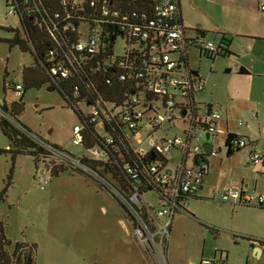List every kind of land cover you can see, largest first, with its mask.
I'll return each instance as SVG.
<instances>
[{"label":"built area","instance_id":"2783aa9c","mask_svg":"<svg viewBox=\"0 0 264 264\" xmlns=\"http://www.w3.org/2000/svg\"><path fill=\"white\" fill-rule=\"evenodd\" d=\"M110 1L6 0L8 15L19 19L23 38L28 36L30 17L44 25L55 41L50 54L67 52L66 62L55 63L50 72L56 78L74 77L75 98L68 99L78 116L72 127L75 150L44 140L10 107L0 106V116L27 139L28 151L42 163L34 179L38 187L50 185L55 170H72L94 180L122 204L134 236L145 250L159 264H169L172 221L179 212L189 213V199L198 196L210 158L220 156L223 147L226 154L246 149L250 163L264 167V127L252 136L239 132L240 126L247 125L243 119L234 130L221 128L223 113L198 103L196 95L205 83L187 66V48L194 46L206 56L216 57L222 53V44L201 34L189 37L177 0H151L153 15L146 22L144 12L123 11ZM107 24L120 31L116 50L121 42V52L100 64L93 58L109 45L112 36L101 33ZM28 43L34 51L32 41ZM103 68L109 75L106 83L112 85L114 79L128 83L121 100H105L94 92L92 81H84L88 73ZM80 87L87 88V97L80 96ZM13 91L20 99L24 85L16 83ZM252 113L258 114L256 110ZM91 126L95 134L88 139L84 130ZM217 135H224V140L215 147L211 140ZM148 193H153L152 201L146 199ZM218 200L264 207V191L226 183ZM197 264L230 263L220 254Z\"/></svg>","mask_w":264,"mask_h":264},{"label":"rangeland","instance_id":"374dc122","mask_svg":"<svg viewBox=\"0 0 264 264\" xmlns=\"http://www.w3.org/2000/svg\"><path fill=\"white\" fill-rule=\"evenodd\" d=\"M181 3L186 25L196 27L192 20L206 24V0H181ZM16 34L23 39L19 19L8 15L6 0H0V103L5 99L7 102L18 99L14 95V85L24 84L23 69L26 66H36L33 52L8 41ZM121 44L118 43L116 52H121ZM189 55L191 65L201 71L206 81L205 89L196 95L198 103H212L220 113L231 108L235 114L230 120L231 125L236 119H248V125L239 130L242 134H255L264 127V86L259 81L229 75L222 70L225 62L215 65L212 57L199 58L196 50H191ZM48 88L47 83L26 88L21 120L44 140L75 150L72 127L78 123V116L56 89ZM253 110L258 112V119ZM226 118L220 120L223 126L219 124V127L226 129ZM223 140L224 135H217L211 142L217 147ZM27 146L21 139L17 144L13 143L0 123V191L7 187L5 199L0 203V218L5 234L12 242L10 252L19 242L33 246L35 264H139L138 253L125 258V239L122 237L125 230L118 218L121 214L125 220L127 217L114 197L101 185L98 184L103 190L91 179L72 170L61 171L50 185L41 189L34 179L42 163L25 151ZM247 159L246 149L227 157L225 147L220 156L210 158L211 172L205 187L199 191L200 195L206 196L192 199L189 205L197 220L184 218L179 227L177 238L184 241L187 252H177L178 255L186 253V257L176 264L186 263L191 257L211 259L218 248L228 252L230 262L242 261L251 251V245L244 238L264 239V209L211 198L225 183L237 185L233 176L259 178V168L246 165ZM262 188L264 177L259 178L257 189ZM153 198V193L146 195L149 201ZM102 205L106 206L105 211L101 210ZM79 226L85 227L84 234L76 233ZM210 227L217 231L216 234ZM127 242H136L132 233ZM251 264H264V261Z\"/></svg>","mask_w":264,"mask_h":264},{"label":"crops","instance_id":"0c3cea01","mask_svg":"<svg viewBox=\"0 0 264 264\" xmlns=\"http://www.w3.org/2000/svg\"><path fill=\"white\" fill-rule=\"evenodd\" d=\"M206 2L208 3L207 9L204 11L206 24H201L198 21L192 20V22L196 24L195 25L196 27H194V26L186 25L184 18H183V13H182L181 0H177L182 22L187 30V35L189 37H192V36H195L196 34H201L212 41H215L217 43H223V45L227 48L226 50L229 53L220 54L216 57H212L214 59L213 64L216 65L219 62H223V63L225 62L224 66L222 67V70L227 72L229 75H237L242 78L248 77L251 79H256L262 84V86H264V8H263L264 0H206ZM213 36L215 38H213ZM191 50L198 51L199 58H203V56L205 57L207 56L194 46H189L187 48V62H186L187 66L190 68V70L195 71V74H198V76L202 78V80L205 83V87H206V81L204 79V76L201 74V71L198 68H195L191 65V60H190V55H189V52ZM241 68L245 69L246 73H240L239 71ZM25 93L26 92H24L22 96L23 98H24ZM13 101L15 100H12L11 102H7L5 99L2 103H0L1 104L0 106L9 108ZM213 108L214 106L212 105L211 110ZM224 111L226 112L223 113V118L227 117L225 121L226 122L225 127L230 128V127L236 126V121L238 120L236 118H235L236 120L234 122V125L230 124V120H233L232 117H235V114L232 112V109L226 108ZM255 118L258 119V114L257 116H255ZM244 120L247 122V125H248L249 123L248 119H244ZM0 123H2L1 119H0ZM222 124L220 126H223ZM247 125L240 126L238 129L241 130L243 127H246ZM243 134L249 135V136L253 135L252 132H243ZM25 146H27L26 142H25ZM10 147L11 146L9 145V149ZM209 163H210V160H209ZM250 164L255 165L259 168L258 170L259 178L264 177V167L259 166L258 164L250 163L249 159H247L246 165H250ZM210 169H211V165H210ZM210 169H209L207 176L204 179V183L200 191L205 187L206 181L208 180L207 178L209 177V174L211 172ZM60 173L61 171L58 173V175ZM55 176H53V179ZM232 178L235 184H237L238 186L240 185L244 186L246 189H248V191L249 190L250 191L256 190L258 192L264 191V188H262L261 190L257 189L259 187V178L257 179L246 178L244 176H242L240 179H238L235 176H233ZM94 184L98 188L100 189L102 188L98 185V183L95 182ZM101 190H103V188ZM220 191L219 193L212 195L211 198L218 200ZM204 196L206 195L202 196L198 193V196L191 197L188 203L189 213L179 212L174 216V219L170 227V239H169V244H168V249H167V259H168L169 264H176L178 260H182L183 257H186V253H182V255L177 254V252H181V251L187 252L184 241L177 238V234L180 233L179 227L181 223L183 222L184 218L191 219L192 221L197 220L196 216L189 210V205L191 204L192 199L199 200ZM117 205H119L118 202H117ZM234 205H239V204H234ZM253 207H259V206H253ZM259 208L264 209V207H259ZM101 210L105 211L106 206L102 205ZM118 220L125 230V234H122V237L125 239V245H124L125 258H128L129 256L133 257L136 253H138L139 255L138 263L139 264H159L157 258L151 255L150 253H148L145 250V248L140 244L138 239L134 236L133 227L128 221V218L125 220V218L121 214ZM210 229L216 234L217 231L215 232V230H213L211 227ZM85 232L86 230L84 226L83 227L79 226L76 231V233L79 235L84 234ZM130 233H132L136 241L135 243L133 242L129 244L127 242L128 236L130 235ZM173 236H174V240L172 241L171 238ZM244 239H246L251 245L250 254L249 256L245 258V260L236 261V262H234L235 261L234 260L230 262L231 259H229L228 252L225 249H220V248L217 249L215 256H219L220 254L223 256H227L230 264H236V263L237 264H251L253 261L254 262L261 261V260L264 261V239L253 238L249 236H247ZM201 253L204 254L203 247H202ZM122 255L123 254L121 253V256ZM203 259H210V258L199 259L196 257H191V259L188 262L186 263L183 262V264H197L199 261Z\"/></svg>","mask_w":264,"mask_h":264},{"label":"trees","instance_id":"16d2710c","mask_svg":"<svg viewBox=\"0 0 264 264\" xmlns=\"http://www.w3.org/2000/svg\"><path fill=\"white\" fill-rule=\"evenodd\" d=\"M54 1V0H51ZM56 1V0H55ZM114 5L118 8L122 9L123 11H138L144 12L145 17L144 21H148L150 17L153 15V5H151V0H111ZM58 8H56L57 10ZM49 15L52 17V11H48ZM181 18V14H180ZM182 21V18H181ZM12 30V29H10ZM27 31L28 36L27 38H21L17 34L8 39L11 45L19 44L24 50H30L35 55L36 66H26L23 69V81H24V92H26V88L30 87H39L42 83H47L49 85V90L56 89L63 98L67 101V104L70 108L73 109V104H71L72 99H74V77H70L67 79L64 78H56L52 77L51 75V68L52 66L59 62L65 61L66 57L65 54L67 52H54L50 54V48L56 46L55 41L52 40L51 36L49 35L47 29L44 25H38L33 20H30V17L27 18ZM115 32V33H114ZM120 31L116 29L114 24H107L104 26L102 30V35L108 36L107 33H110L112 36L109 39V45L105 47L106 52H99L97 56L93 58V61H98V63L103 64V60L107 59L110 56H113L116 52V44L118 40H120L121 34ZM29 40L32 41L34 45V51L32 46L29 45ZM221 54L229 53L226 47L221 43ZM79 54V52H77ZM139 56L143 58V53H139ZM92 62L91 60H88ZM105 68L98 70L95 74H90L84 77V81H92L94 85V92L101 94L105 100L112 101V100H121L123 97V92L127 89L128 83L121 82L117 79H114V83L112 85L106 83L105 79L109 77L108 74H105ZM240 73H246L245 69L241 68ZM195 73V71H193ZM91 92V91H90ZM80 96L83 98L87 97L89 91L87 88L80 87L79 90ZM23 96V95H22ZM71 100H69V99ZM4 109H8V107H3ZM25 103L23 97L18 99L17 101H13L10 105L11 111L15 114L20 116V114L24 111ZM74 110V109H73ZM75 111V110H74ZM76 113V111H75ZM2 120V129L4 133L9 136V138L13 141V143L17 144L18 137L14 138L10 133L9 129L12 128L10 123L6 121L4 118L1 117ZM3 122L8 123V127L5 128ZM16 130V129H15ZM17 131V130H16ZM85 136L88 139H91L92 136L95 134V130L93 126L90 127L88 130H84ZM89 145H92V142H89ZM60 146V145H59ZM18 152H21L17 149ZM27 153L36 157L35 153L29 152L27 149L25 150ZM240 151V150H238ZM235 151H229L227 156H231L234 154ZM54 176L58 175L60 171L55 170ZM7 192V187L0 191V203L4 201ZM196 197V196H195ZM122 206V204H119ZM123 207V206H122ZM214 229V228H212ZM215 230V229H214ZM12 245L10 239L7 238L5 234V226L3 220L0 218V264H35V259L33 255V246L28 247L24 243L17 242L14 245L13 250L10 252L9 247Z\"/></svg>","mask_w":264,"mask_h":264},{"label":"water","instance_id":"95a60500","mask_svg":"<svg viewBox=\"0 0 264 264\" xmlns=\"http://www.w3.org/2000/svg\"><path fill=\"white\" fill-rule=\"evenodd\" d=\"M211 108H212V104L210 103V104H208V110H211ZM3 124H4V127L5 128H7L8 127V123L7 122H3ZM9 131H10V133L12 134V136L14 137V138H16V137H18V132L15 130V129H13V128H11V129H9ZM51 131H49V133H50ZM208 137V136H207ZM205 147L208 149V150H210V144H206L205 145Z\"/></svg>","mask_w":264,"mask_h":264},{"label":"flooded vegetation","instance_id":"af4514ba","mask_svg":"<svg viewBox=\"0 0 264 264\" xmlns=\"http://www.w3.org/2000/svg\"><path fill=\"white\" fill-rule=\"evenodd\" d=\"M205 105L208 107V104L205 103ZM18 138L21 139V140H24V141L27 143V145H29V142L27 141L26 138H24V137H22V136L20 137L19 135H18ZM26 149H27V148H26Z\"/></svg>","mask_w":264,"mask_h":264}]
</instances>
